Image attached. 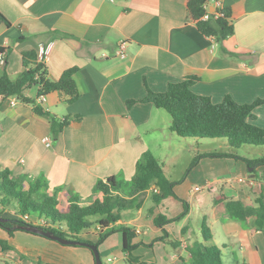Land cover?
Masks as SVG:
<instances>
[{
  "label": "crops",
  "instance_id": "obj_1",
  "mask_svg": "<svg viewBox=\"0 0 264 264\" xmlns=\"http://www.w3.org/2000/svg\"><path fill=\"white\" fill-rule=\"evenodd\" d=\"M187 2L0 0V14L10 24L0 20V48L5 53L4 69L9 77L15 79L22 72V53L35 51L40 55L46 48L49 80L56 81L65 70L77 68L74 80L79 94L73 104H68L59 92L37 101L58 120L72 118L56 141L46 118L17 101L12 106L13 98L5 100L0 109V170L8 169L14 176L26 175L30 179L42 176L50 188L63 187L82 199H93L92 189L97 181L109 177L128 181L143 152L149 151L164 171V160L177 157L173 148H183L179 141L185 139L170 131L171 118L164 110L141 102L127 108L128 101L144 98L146 88L162 93L171 83L197 77L199 81L191 91L215 104L225 96L240 105L264 101V0H220L211 5L210 12L214 7L231 12L233 35L221 43L199 33L187 11ZM18 38L23 41L18 42ZM121 43L123 58L116 53ZM35 95V90L27 92L30 98ZM253 115L254 124L264 128V104ZM211 141L192 140L189 145H195L196 150L191 147L196 155L219 152L210 147ZM221 143L220 152L235 153L226 142ZM251 151L252 155L236 154L248 160L264 156ZM194 168L201 170V176L193 187H174L177 198L190 200L189 212L174 232L175 239L167 237L163 243H155L153 249L140 246L136 250L150 249L153 254L147 260L137 257L147 264H174L176 260L188 259L185 248L198 235L187 221L195 214L201 221L204 219L211 233L207 244L201 240L198 243L220 248L222 264H264V230H255L253 219L240 223L227 218L224 206L214 204V199L222 194L253 205L264 189V182L256 178L262 169L251 174L252 169L242 161L229 158L202 159ZM145 194L149 196L148 192ZM149 207L148 202L146 209ZM143 210L138 209L136 217L129 215L128 221L121 213V224L135 229V243L148 244L161 236V231L154 226L152 217L145 225L146 231H142L137 219ZM0 233V240L11 244L16 235L35 241L38 254L25 250L26 247L22 249L29 264L79 263H63L58 256H80L82 248L23 232L9 236L0 229ZM170 242H177L178 246L173 247ZM159 245H168L172 250L157 255L154 251ZM118 250L124 263L121 238ZM6 251L0 250V264H23ZM83 257L85 264H94L92 254L91 261Z\"/></svg>",
  "mask_w": 264,
  "mask_h": 264
},
{
  "label": "trees",
  "instance_id": "obj_2",
  "mask_svg": "<svg viewBox=\"0 0 264 264\" xmlns=\"http://www.w3.org/2000/svg\"><path fill=\"white\" fill-rule=\"evenodd\" d=\"M219 1L188 0L186 8L199 33L221 43L233 35V26L230 23L229 9L214 7L213 12L209 11V7ZM0 20L7 26L10 25L1 14ZM17 41L21 42L23 39L18 38ZM2 53L4 50L0 48V54ZM21 65L22 72L15 79H11L6 73V62L2 67L4 70L0 75V109L2 103L10 98L31 106L34 114L48 120L51 137L56 141L72 118L64 117L58 120L46 112L37 101L50 93L59 92L67 98L68 104L75 103L79 96L74 80L77 68L65 70L58 80L51 81L47 76L45 55H38L35 51L22 53ZM198 81L197 77H187L169 84L162 93H155L146 88L144 98L140 101H128L127 108L141 102L164 110L171 118L170 131L182 139L224 140L232 151L244 146L264 147V128L254 124L253 115V111L263 105L264 101L256 100L240 105L225 96L220 103L215 104L208 97L196 95L191 91V87ZM30 90L36 91L34 98L27 96ZM226 158L242 161L248 169H252L251 174H255L258 168L262 169L256 178L264 182V156L248 160L236 153L197 154L186 172L193 169L202 159ZM181 182L182 180H168L161 163L149 151L143 152L136 162L130 180L109 177L104 181H97L92 189L95 196L93 199H82L63 187L50 188L42 176L30 179L26 175L14 176L10 170L3 169L0 170V218L4 221H0V229L9 236L17 232L35 235L25 230L34 226L62 239L93 244L80 240L78 236L94 228L98 235V241L94 244L96 247L111 235L119 233L124 263L145 264L133 255L134 250L140 246L151 248L155 243H163L168 237L166 227L173 221L183 219L189 212V206L182 202L183 212L176 219H167L161 214L154 217L153 224L160 229L161 236L149 244L134 242L137 233L134 228L121 224V213L126 210L136 212L140 209L142 204L138 198L147 192L149 214H153L154 208L167 198L181 201L174 192V187ZM263 193L264 189L261 188L253 205L228 199L222 194L214 199V204L224 206L227 218L240 223L253 219L254 229L263 231ZM90 218L94 220L90 221ZM199 232L202 243L207 244L211 240V233L204 219L201 221ZM169 244L178 246L177 242ZM0 245L4 250L9 249L4 242H0ZM185 252L188 254L187 264H222L220 248L213 245L201 246L194 241L187 244Z\"/></svg>",
  "mask_w": 264,
  "mask_h": 264
},
{
  "label": "rangeland",
  "instance_id": "obj_3",
  "mask_svg": "<svg viewBox=\"0 0 264 264\" xmlns=\"http://www.w3.org/2000/svg\"><path fill=\"white\" fill-rule=\"evenodd\" d=\"M164 114H166V116H169L167 113H164ZM191 142H192V139L180 140L179 141L180 147H183V148H178V149L173 148V150L177 154L176 155L177 157H175L174 159L167 157L164 160V163H165L164 164L165 175L172 181H176L177 182L179 180H182V182L179 183V186L185 185L187 190L189 189V185L191 184L192 186H190V187H193L195 185V182L198 179H200V176H201V173H200L201 170L200 169L197 170L196 168H193L189 172H186L188 167H189L190 162L192 161V159L195 157V155L197 153L195 151L196 150L195 149V145H189V144H191ZM211 142H213L212 143L213 145H210V147H212L214 151H219V152L222 151L221 150L222 149V145H221L222 143L221 142H225L224 140H213ZM191 146L195 150H193V148ZM223 146H225V145H223ZM199 147L202 148L204 146H200L199 145ZM251 150L257 151L256 153L259 156L261 155V153H264V147H247V146L241 147L240 150H234V152L239 154V155L240 154L241 155H246L247 153L252 155L253 151H251ZM141 155L138 157L137 161L139 160ZM232 165H234L233 162H232ZM134 169H135V165H134V168H133V172H134ZM131 177L129 178V180L131 179ZM147 198L148 197H147L146 194L145 195H141L138 198V200L141 201L142 208L144 210L142 211L140 217L137 219V222L139 223L137 225L142 227L141 229H142L143 232L146 231L145 225H146L147 221H149V217H152V220H153L154 217H156V216L161 214V215L165 216L167 219H176L183 212L182 202H186L188 205L190 204L189 203L190 200L189 199L187 200L186 198H185L186 200L181 198V201H178V200H176L174 198H167L166 200H163L161 202L162 204L160 203L161 205L159 204L160 206H158V208L157 207L154 208L153 214H148L147 209H146V204H148V202H147L148 199ZM122 215H123V217L126 218V219L124 218L126 221L129 220V215L132 216V217H136V213L134 211H127L126 210V211L122 212ZM183 219H179L178 221H173L172 223H170L168 225L169 226V229H168L169 231L167 230V232H168V237H169V239L171 241L175 239L173 237V235H175L174 232H176L178 226L180 225V223H181V221ZM89 220L93 221L94 218H90ZM200 221H201V217H199V216H197L195 214L192 215V217H191V219H189V221H187L188 222V226L193 228V230L198 235L197 239L194 238V241L196 240V242H198V240H201L200 232H199V230H200V225H199ZM0 234L2 236V233H0ZM145 234L146 235L143 236V238L147 237L148 232L145 233ZM16 236H17L16 240H15V242L13 244H11V242H9L8 240H6L7 242L5 241L4 243L8 247L10 245H13L12 248L10 246L9 249H8L9 252L11 253L12 257H14V258L16 257L17 259H21L23 264H29L30 260H29L27 255L24 256V254H23L24 252L22 251V249H24V247H26L27 249H25V250L30 251L32 249L34 251V253L38 254L39 252H37L38 251L37 249H39V246L37 244L35 245V241H32L30 239L21 238L18 235H16ZM78 238L80 240H82V241L91 242V243H93V245L98 241V235L95 232L94 228H91V229L85 231L84 233L79 235ZM120 238H121L120 234L116 233V235H113V236L109 237L108 239L103 241L97 247V250H98V253H99V256H100L102 264H125V263H122V261L119 258L120 257L119 256L120 252L118 250V244L120 242ZM151 241H150V243H151ZM0 242H3V241L0 240ZM33 245H35V246L32 247V248H29V247H31ZM153 247L154 246H152L151 248L153 249ZM78 248H82V249H80L81 250L80 251L81 252L80 256H76V257L72 256L71 257L69 255L68 256L67 255H60V256H58V259H61L63 261V263H66L67 261H72V262L75 261V262H79L78 264H85L86 263V259L83 256H87L89 258V260L91 261V257H90L91 253H90V251L87 248H83V247H78ZM156 249L157 250L154 251L155 254H157V255L159 254L160 256H163L165 251L168 250L170 252V250H172L170 248V246H168V245H165V246L159 245V246H156ZM0 250H3L5 253L8 252V251L4 250L1 247V245H0ZM152 254H153V251L150 250V249H140V250H136L135 249L134 252H133L134 256H138V255L143 256L142 258H144L145 260H147V258L149 256H151ZM107 258H109L110 262L107 261ZM114 258H116L117 260L114 261ZM36 263H38V261ZM145 264H147V263H145ZM174 264H187V261L185 259H182V261L176 260L174 262Z\"/></svg>",
  "mask_w": 264,
  "mask_h": 264
},
{
  "label": "water",
  "instance_id": "obj_4",
  "mask_svg": "<svg viewBox=\"0 0 264 264\" xmlns=\"http://www.w3.org/2000/svg\"><path fill=\"white\" fill-rule=\"evenodd\" d=\"M213 9V8H212ZM0 221H4L3 219L0 218ZM27 232H30L32 234H35L37 236L43 237L45 239L57 242L60 245L63 246H77V247H83L87 248L88 250L91 251L93 258H94V264H102L97 247L93 244H88L86 242H80V241H72V240H66L59 238L57 236H54L51 232L49 231H44L40 228L37 227H27L25 229Z\"/></svg>",
  "mask_w": 264,
  "mask_h": 264
},
{
  "label": "built area",
  "instance_id": "obj_5",
  "mask_svg": "<svg viewBox=\"0 0 264 264\" xmlns=\"http://www.w3.org/2000/svg\"><path fill=\"white\" fill-rule=\"evenodd\" d=\"M46 53H47V51L42 49L40 55L44 54L46 56ZM116 53L119 57H121V58L124 57V43H121L118 45ZM5 62H6L5 61V53H2V54H0V67L4 66ZM10 104L13 106L15 104V100H11ZM195 191H199V188H195ZM108 261H110V260L108 259Z\"/></svg>",
  "mask_w": 264,
  "mask_h": 264
}]
</instances>
